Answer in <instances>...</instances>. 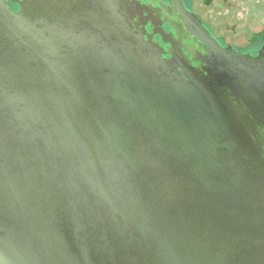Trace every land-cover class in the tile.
Listing matches in <instances>:
<instances>
[{
	"label": "water",
	"instance_id": "water-1",
	"mask_svg": "<svg viewBox=\"0 0 264 264\" xmlns=\"http://www.w3.org/2000/svg\"><path fill=\"white\" fill-rule=\"evenodd\" d=\"M168 2L176 18L149 10L157 35L180 24L218 86L264 91L258 66ZM193 2L232 45L264 35V0ZM70 18L0 0V264H264V166L245 159L243 118L262 105L225 103L177 55L172 72L117 0Z\"/></svg>",
	"mask_w": 264,
	"mask_h": 264
},
{
	"label": "flooded vegetation",
	"instance_id": "flooded-vegetation-1",
	"mask_svg": "<svg viewBox=\"0 0 264 264\" xmlns=\"http://www.w3.org/2000/svg\"><path fill=\"white\" fill-rule=\"evenodd\" d=\"M94 2L96 0H7L13 12H22L31 19L44 17L49 23L65 22V20L68 22L71 19L70 17H82L85 12L91 10ZM186 3L222 46L232 47L241 52L249 66L255 68L258 66L259 70L264 73V57L258 55L252 42L242 47L228 43L225 37L217 35L213 27L195 10L193 0H186ZM117 6L128 26H130V22L134 23V29L141 31L145 38L163 53L168 65L172 67V72L176 71V66L172 64V56L177 55L183 61L185 67L191 71L193 77L205 80L213 84V87L218 86V82L205 71V66L196 55L199 53L204 57L208 56L206 49L194 40L189 39L182 32L180 24V35L174 31L175 26H171L165 21H161L162 27L165 29L163 36L157 35L154 31L149 20L148 13H150V9L162 14L173 15L176 18L168 0H117ZM98 9L100 8L98 7ZM253 74H255V69H251L250 76L253 77ZM247 79L243 75H239L236 81L220 84L218 90L227 104L243 106L244 108L262 105L260 108L256 107V112L244 113L243 115V118L252 122L250 133L252 148L250 147L251 150L248 155L246 154L245 159L250 160L248 157H251L253 159L251 161L252 166L260 168L264 166V91L262 92L259 88L255 93L252 90L244 92L243 90L247 89ZM241 80L243 81L241 82Z\"/></svg>",
	"mask_w": 264,
	"mask_h": 264
},
{
	"label": "trees",
	"instance_id": "trees-1",
	"mask_svg": "<svg viewBox=\"0 0 264 264\" xmlns=\"http://www.w3.org/2000/svg\"><path fill=\"white\" fill-rule=\"evenodd\" d=\"M263 42H264V35L263 34H258V35H256V37L254 39V42H252V43L259 44V43H263Z\"/></svg>",
	"mask_w": 264,
	"mask_h": 264
}]
</instances>
